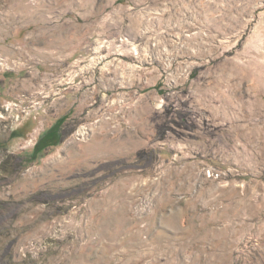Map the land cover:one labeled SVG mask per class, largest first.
Listing matches in <instances>:
<instances>
[{"label": "rangeland", "instance_id": "obj_1", "mask_svg": "<svg viewBox=\"0 0 264 264\" xmlns=\"http://www.w3.org/2000/svg\"><path fill=\"white\" fill-rule=\"evenodd\" d=\"M0 157V264H62L101 189L128 239L81 264H264V0H0Z\"/></svg>", "mask_w": 264, "mask_h": 264}, {"label": "crops", "instance_id": "obj_2", "mask_svg": "<svg viewBox=\"0 0 264 264\" xmlns=\"http://www.w3.org/2000/svg\"><path fill=\"white\" fill-rule=\"evenodd\" d=\"M77 161L78 157L71 161V166ZM55 162H58V164H54L55 176L49 180H53L55 183H62L63 178L61 177L62 173H60L63 168V164L60 163L62 159L56 157ZM73 178L72 175L68 177L71 181ZM47 182L48 180L45 181V184ZM62 196L57 191L53 194L55 198H61ZM128 197V193L125 194L119 190L101 189L96 192V195L93 193L91 196H86V206L83 209L86 215L84 223H82L78 215L73 214L74 210H70V213L64 214H68L70 217L66 216L62 218L59 225L61 226L60 231L62 233L64 231L72 233V236H66L62 239L58 238L60 244L57 254L63 255L62 259H60L62 264H81L83 261H104L102 258H97L99 253H104L105 256L109 257L112 254L107 251L108 247L126 244L130 226L126 219L129 216L128 207L130 206L127 202ZM58 213L61 217L63 216V210L58 209ZM48 216L46 215V217ZM40 227L38 230L48 229L45 223ZM55 230L56 228H54L53 233H56Z\"/></svg>", "mask_w": 264, "mask_h": 264}, {"label": "trees", "instance_id": "obj_3", "mask_svg": "<svg viewBox=\"0 0 264 264\" xmlns=\"http://www.w3.org/2000/svg\"><path fill=\"white\" fill-rule=\"evenodd\" d=\"M70 134L71 131L65 130L64 122L60 120L55 121L39 137L32 151L26 155L25 158L28 161H36L40 159L41 157L47 155L51 148L61 144Z\"/></svg>", "mask_w": 264, "mask_h": 264}, {"label": "built area", "instance_id": "obj_4", "mask_svg": "<svg viewBox=\"0 0 264 264\" xmlns=\"http://www.w3.org/2000/svg\"><path fill=\"white\" fill-rule=\"evenodd\" d=\"M2 161H3V160H2V158L0 157V164H1ZM146 201H147V199H146ZM141 203H143V202H141ZM144 206H148V203H147V202L144 203ZM56 235H57V233H56Z\"/></svg>", "mask_w": 264, "mask_h": 264}]
</instances>
